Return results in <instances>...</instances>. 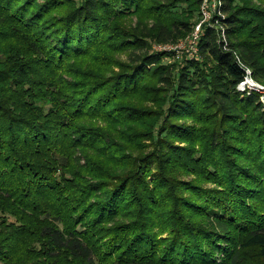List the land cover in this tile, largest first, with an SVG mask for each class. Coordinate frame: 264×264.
Returning <instances> with one entry per match:
<instances>
[{"label":"trees","instance_id":"16d2710c","mask_svg":"<svg viewBox=\"0 0 264 264\" xmlns=\"http://www.w3.org/2000/svg\"><path fill=\"white\" fill-rule=\"evenodd\" d=\"M200 3L0 0V264H264V0L149 53Z\"/></svg>","mask_w":264,"mask_h":264},{"label":"rangeland","instance_id":"374dc122","mask_svg":"<svg viewBox=\"0 0 264 264\" xmlns=\"http://www.w3.org/2000/svg\"><path fill=\"white\" fill-rule=\"evenodd\" d=\"M201 4V3H200ZM205 18L204 13H202L201 5H199V11L196 12L195 18L191 22L190 30L189 32L184 36L180 37L177 40H168V41H151V43L148 44L147 50L149 53H164L166 54V59H163L165 62H178V61H190L194 58H197L199 53V48L193 47V34L195 32V29L200 24L202 19ZM208 23L204 20V24ZM203 24V25H204ZM201 27L200 29V35L206 34V30L208 28L214 29V31L217 33V41L220 43V41L226 42V35L225 39L223 38L221 34V29H219V26H212V24H205V26ZM208 25V26H207ZM211 25V27H209ZM203 36V35H202ZM225 46V45H224ZM223 46V47H224ZM224 49H228V47H224ZM122 58L127 57V54H124L121 56ZM242 67L245 69V78L244 82L241 81L240 85H238V89L240 91H250V92H258L260 94V100L264 104V82L258 81L253 76L252 69L247 66L246 64H243ZM182 178H185L186 180L192 179L193 177L191 175H183ZM204 186H208L209 184L203 183Z\"/></svg>","mask_w":264,"mask_h":264},{"label":"built area","instance_id":"2783aa9c","mask_svg":"<svg viewBox=\"0 0 264 264\" xmlns=\"http://www.w3.org/2000/svg\"><path fill=\"white\" fill-rule=\"evenodd\" d=\"M222 3H223V0H201V4L200 5H201L202 13H204V15H205V18L202 19L200 24L195 29V32H194L193 38H192V39H194V41H193L194 46L193 47L198 48V40L203 35V34L200 35L199 31H200L202 25L204 24V20L208 22V23H205V24H212L214 26L217 25V23L215 21H213V20H216V18L218 16L222 15V10H221ZM205 24L203 26H205ZM221 34H222L223 38L225 39V34L223 33L222 30H221Z\"/></svg>","mask_w":264,"mask_h":264}]
</instances>
